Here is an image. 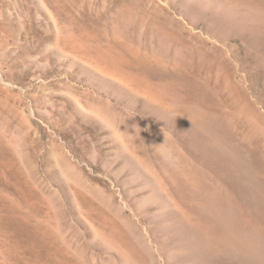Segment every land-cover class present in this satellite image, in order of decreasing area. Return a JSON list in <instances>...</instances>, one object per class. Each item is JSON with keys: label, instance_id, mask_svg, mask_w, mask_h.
<instances>
[{"label": "rangeland", "instance_id": "rangeland-1", "mask_svg": "<svg viewBox=\"0 0 264 264\" xmlns=\"http://www.w3.org/2000/svg\"><path fill=\"white\" fill-rule=\"evenodd\" d=\"M0 264H264V0H0Z\"/></svg>", "mask_w": 264, "mask_h": 264}]
</instances>
